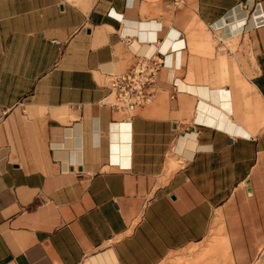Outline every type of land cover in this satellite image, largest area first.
<instances>
[{
  "label": "crops",
  "instance_id": "obj_1",
  "mask_svg": "<svg viewBox=\"0 0 264 264\" xmlns=\"http://www.w3.org/2000/svg\"><path fill=\"white\" fill-rule=\"evenodd\" d=\"M207 31L250 82L225 55V86L191 75ZM159 48L122 125L106 74ZM222 221L235 264H264V0H0V264H162Z\"/></svg>",
  "mask_w": 264,
  "mask_h": 264
},
{
  "label": "rangeland",
  "instance_id": "obj_2",
  "mask_svg": "<svg viewBox=\"0 0 264 264\" xmlns=\"http://www.w3.org/2000/svg\"><path fill=\"white\" fill-rule=\"evenodd\" d=\"M230 43V47L233 48L232 50L227 47V42L220 41L209 31L202 32L199 36L195 34L194 41L191 42L192 51L196 54L197 58L202 57L203 59L202 62H199L197 59L195 63H202L204 66L192 67L190 69L191 75L206 76V79L212 86H225V83L221 82V78L217 75L214 68L219 57L221 58V56L225 55L221 59L222 61L223 59L227 61L233 70V74L245 76L247 82H250L249 78L253 73L249 53L244 51L242 47H239L238 40ZM222 48L226 49L223 50ZM229 85L232 88L245 91L243 85H235L233 83H229ZM220 228L226 233L224 221L212 229L206 241L179 251L170 256L162 264H235L231 253H227L224 244L217 237L216 231H219Z\"/></svg>",
  "mask_w": 264,
  "mask_h": 264
},
{
  "label": "built area",
  "instance_id": "obj_3",
  "mask_svg": "<svg viewBox=\"0 0 264 264\" xmlns=\"http://www.w3.org/2000/svg\"><path fill=\"white\" fill-rule=\"evenodd\" d=\"M171 3L177 8L184 5L185 0H171ZM171 53H165L159 48L153 54L137 55L135 62L128 70L122 73L106 74L108 94L100 101V104L121 113L124 118L120 124L132 125L136 113L155 100L167 55ZM113 162L112 159L110 163ZM119 166L124 165L119 164Z\"/></svg>",
  "mask_w": 264,
  "mask_h": 264
},
{
  "label": "bare ground",
  "instance_id": "obj_4",
  "mask_svg": "<svg viewBox=\"0 0 264 264\" xmlns=\"http://www.w3.org/2000/svg\"><path fill=\"white\" fill-rule=\"evenodd\" d=\"M173 42L175 43V42H177V41H173ZM161 46H163V48H162L163 50H165V49L167 48V47L165 48V43H161ZM170 47H171V49L174 48V47H172L171 45H170ZM222 49L224 50L225 48H222ZM217 220H218V219H217ZM217 220H216V218L214 219V221H217ZM219 221H220V220H219ZM213 227H214V226H213ZM216 233H217V237L219 238L220 242H222V243L224 244V246H226V243H225L226 240H225V237L223 236V229L220 228L219 231H216ZM218 238H217V239H218ZM219 245H220V244H219ZM224 246H223V247H224ZM225 248H226V247H225Z\"/></svg>",
  "mask_w": 264,
  "mask_h": 264
}]
</instances>
